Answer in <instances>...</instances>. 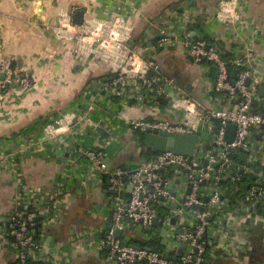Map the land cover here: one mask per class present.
Listing matches in <instances>:
<instances>
[{
    "label": "built area",
    "instance_id": "built-area-1",
    "mask_svg": "<svg viewBox=\"0 0 264 264\" xmlns=\"http://www.w3.org/2000/svg\"><path fill=\"white\" fill-rule=\"evenodd\" d=\"M245 10V0H224L208 14L203 22L210 26L217 22L219 26L216 27V33H222L216 47L208 45L203 37L193 38L188 31H184L183 25L194 21L187 15L179 17V21L176 20L168 27L160 28L153 47H149L146 42L131 44L132 29L121 13L112 18L86 19L82 25H76L71 17L62 16L58 24L52 27L58 42H72L80 58H90L89 60L92 59L93 62L103 64L109 69L112 79L105 81V90L113 98L128 103V98L133 97L140 109L168 107L180 116L178 124L162 120H133L121 123V117L115 110L106 115L113 132L124 126L128 134L137 136L152 129L191 135L207 134L212 136V139L199 145L193 160L173 153H162L139 168L131 176L130 183L135 187L129 204L123 199L125 190L116 188L120 180H112L110 190L119 194L114 197L113 225L107 229L109 235L96 240V234L88 230L72 239L64 240L62 244L58 243L46 252L51 264H67L65 259L76 251L73 250L75 243H78L81 250L92 248L95 251H107L109 260L114 264H206L207 245L211 246L209 260L223 251V254L233 259L236 264H264V260L252 262L248 256V247L240 244V240L248 235L253 225L261 227L264 241V96H261L264 90V56L256 50L259 29L248 25ZM122 24L125 25L122 31L126 28L129 30L126 38L114 34L115 28ZM230 26L233 31L229 30ZM227 32L229 35L226 36L229 37H224L223 34ZM196 34L199 35L198 32ZM229 38L233 39L230 48L217 46ZM82 41L88 44L86 52L80 48ZM170 46L179 47L186 59L195 66L202 67L209 80V98L214 101L228 100L230 104L226 108L202 110L200 104L184 93L175 78L164 74L160 65L151 61L150 54L157 48L166 49ZM109 48H114L117 53L105 59ZM230 53L233 54L232 57H229ZM225 58L229 59L230 74L224 62ZM209 63L217 67V75L214 78L211 77L212 68ZM237 70L240 71L239 74L235 73ZM35 86L32 75L15 63L14 59L8 57L3 61L0 67V95L10 91H31ZM81 116L82 120L86 119L89 123L79 135L89 132L98 123L93 120L90 110ZM72 121L64 118L55 123L62 129H70ZM215 122L219 123V126H216ZM229 125L236 126L234 139L230 143L225 140ZM74 127L76 124L72 126ZM63 133L66 140L62 144L63 147L58 149L71 152L70 165L77 168L86 167L88 174L95 169L106 171L105 166L100 167L106 155L104 150H90L84 144H76L67 133ZM207 146L210 148H206ZM242 153L247 154L244 162L239 158ZM206 159L209 160V165L204 168L202 164ZM12 161L13 159L8 160L6 166L9 162L13 163ZM78 161H81L80 165L77 164ZM178 166L182 167L183 171L178 169ZM162 169L168 172L173 170L175 179H182L184 174L187 175L188 186L191 188L186 202L167 214L159 211V208H173L177 202L182 201L183 194L180 187H173L179 198L174 199L171 196L167 185H171L173 181L169 180L163 185V175L158 173ZM121 173L122 171L116 170L114 174ZM228 176L229 180L236 184L233 187L236 190L231 191V197H237L236 200L228 196L232 187L225 188L221 185ZM204 180L215 181V185L203 187ZM64 185L67 187L53 189L55 194L48 199L50 202L40 196V191L25 188L16 196L15 201L19 205L27 206V210L23 207L21 211L15 210L9 215L0 216V224L6 228L5 237L13 243L16 250V261L12 264H29L43 249V240L35 236L37 220L43 221L42 233L55 220V213L63 212L73 196L80 192L68 182L63 183ZM248 185L250 189H247ZM206 196L209 197L208 203L204 202ZM225 196L227 198L223 200ZM50 203L51 210L44 209L45 206L50 207ZM195 206L202 209L194 211ZM154 207L157 209L154 210ZM158 214L164 228L169 230L168 240L172 243L187 244L183 254H178L176 248L167 250L161 246L160 238H152V232H149L148 228L153 226ZM239 215H245L246 220H242ZM174 217L179 223L180 220H185L188 226L172 225L171 219ZM116 230L123 231L122 238H114L113 233ZM153 230L158 231L156 227ZM135 239L140 242H135ZM153 248H158L159 252L152 251Z\"/></svg>",
    "mask_w": 264,
    "mask_h": 264
},
{
    "label": "crops",
    "instance_id": "crops-1",
    "mask_svg": "<svg viewBox=\"0 0 264 264\" xmlns=\"http://www.w3.org/2000/svg\"><path fill=\"white\" fill-rule=\"evenodd\" d=\"M221 1L224 0H0V67L10 57L32 75L36 84L31 91H10L0 95V216L9 215L15 210L21 211L23 207L27 210V206L15 201L25 188L40 191L45 201L55 194L53 189L67 187L63 186L66 182L80 191L63 212L55 213L53 223L42 232L39 239L43 240L44 246L34 256L32 263L48 262L46 252L58 243L62 244L64 239H72L83 231L91 230L96 234V240H100L108 229L111 197L105 199L101 187L96 184L88 193L85 184L78 189L77 180L81 178L78 168L69 162L64 164L56 155V150L62 148L66 140L63 132L76 144L83 145L82 137H86L88 132L83 135H79V132L89 123L86 119L82 120L81 115L85 111L90 110L93 120L97 122H109L106 115L115 110L121 117V123L144 119L173 124L180 122V116L168 107L140 109L133 97L128 98V103L122 100L124 105L121 99L113 98L105 90V81L112 79L109 69L90 58H80L72 42H58L52 27L58 24L62 16L71 17L75 23V17L80 12L83 13L84 21L95 17L112 18L121 13L132 29L131 44L146 42L149 46L150 42L156 43V33L160 28L168 27L179 21V17L187 15L194 21L183 25L184 31H188L193 38L211 33L212 40L219 42L222 34L220 31L216 33L219 24L214 22L210 26L203 21ZM245 1L247 23L259 29L256 50L264 56V0ZM229 30L233 31V27L230 26ZM149 35L155 39H150ZM223 35L225 37L229 32ZM232 41L229 38L217 46L227 49L231 47ZM150 58L160 65L164 74L175 78L184 93L200 104L202 110L226 108L230 104L228 100L214 101L209 98L208 76L202 67L186 59L179 47L170 46L161 51L157 48ZM262 71L264 73V64ZM188 85L190 91L186 88ZM64 118L72 119L70 124H76V127L62 129L57 126L55 121ZM119 131L123 135L127 155L120 157L121 154L117 152L114 157H110L109 167L112 168L121 167L122 163L125 167L135 164L131 162L135 156L132 136L124 126H120ZM99 143L94 137L86 146L92 147ZM11 159L13 163L9 162L6 166ZM123 195H126V191ZM51 206L50 203V207L45 206L44 209L51 210ZM239 216L246 220L245 215ZM5 233L6 228L0 224V264H12L16 261V250ZM59 237L61 241L57 242ZM240 241H248V256L252 262L264 260L260 226H251L248 235ZM73 250H76L74 255L65 259L67 264H114L109 260L107 251H95L92 248L81 250L78 243L74 244ZM217 254L212 259L214 264H236L225 254Z\"/></svg>",
    "mask_w": 264,
    "mask_h": 264
},
{
    "label": "water",
    "instance_id": "water-1",
    "mask_svg": "<svg viewBox=\"0 0 264 264\" xmlns=\"http://www.w3.org/2000/svg\"><path fill=\"white\" fill-rule=\"evenodd\" d=\"M84 22L83 19V13H78L75 17V24L76 25H82ZM149 38L154 40L155 37L153 35H149ZM153 42L149 43V47H153ZM160 51L162 49H159ZM218 52V51H217ZM224 62L226 63V68L228 71V74H230L229 70V59L225 58ZM155 63V62H154ZM235 73L239 74L240 71L237 70ZM248 83V82H247ZM187 90L190 91V85H188ZM261 96H264V90L261 92ZM132 99V98H131ZM58 126V125H57ZM56 126V127H57ZM236 132V126L235 125H229L227 128L226 138L225 140L230 143L233 141L234 136ZM141 135V134H140ZM137 134H130L132 136V145L134 146L135 156L131 159V162H135L134 165H129L123 169L122 173L120 175H115L116 169L120 170L119 168H112L109 167L110 163V157H114V155L119 152L120 157L126 156L127 152L124 150V147L126 146L123 135L119 131H112V127L110 126V123L106 120L99 121L92 130L88 132V135L82 139V142L84 145H87L92 138H97V140L100 142L96 146H88L90 150L100 152L104 150L105 152V158L101 161L100 167L105 166L106 171L102 172L98 169H95L91 171L92 173L88 174L86 167H79L78 172L81 176L80 179L77 180L78 189H80L84 184L87 188V193L91 191V188L93 184H96L100 186L102 196H104L105 199L108 197H111V212L110 217L107 222L108 228L113 225V215H114V197L119 194L117 191H111L110 188L112 186L111 181L112 180H120V183L117 185V189H124L126 191V195L123 199H125L128 204L130 203V199L132 197V192L134 190L135 185H132L130 183L131 176H133L137 170L141 167H143L146 163L150 162L152 159H156L158 154L162 153H173L175 155L184 156L189 158L190 160H193L197 151L199 150V145L203 144L205 141L204 135H191V134H183V133H175V132H167V131H160V130H152L148 129L143 135V138H140L141 136ZM131 140V139H130ZM52 145L54 146V142H52ZM258 149V148H257ZM56 155L59 157V159L64 163L67 164L70 161L71 152L63 149H57ZM216 156V154L214 155ZM136 158L137 160H135ZM240 161H246L247 154L242 153L240 156ZM77 164H81V161H78ZM124 163H122L121 167H123ZM209 165V160H204L202 166L206 168ZM178 169L183 171V168L178 166ZM157 173V172H155ZM158 173L163 175V185L166 184L167 181H173L171 185H167V190L171 193V196L174 199H178L179 195L177 192H174L173 187H180V192L183 194V199L181 202H177L173 208L169 207H163L164 214L170 213L173 209L176 210L180 207L181 204H184L186 202V196H188L191 193V188L188 186L189 183V177L184 174L182 179H175L174 171H166V169L160 170ZM189 171L186 172L188 174ZM197 178H200V174L197 175ZM230 179V176L227 177L223 182L228 183ZM246 179H244V182ZM222 183V182H221ZM215 185V181H206L204 180L202 182L203 187H211ZM247 189H250V185H248ZM233 191L236 190V188L232 189ZM207 191L204 192L206 194ZM227 196L223 198L225 200ZM205 203L209 202V197L206 196L204 199ZM27 209V207H25ZM157 207H154V210H156ZM202 207L195 206L193 207V210H201ZM62 217V214L60 215ZM160 215L158 214L157 217L154 220V224L152 227L148 228L149 232H152V238H160L161 239V246L166 248L167 250L171 251L172 248H176L178 254H183L187 249V244L182 243H176V242H170L168 240L169 230L164 228L163 221L160 220ZM123 220H121V223ZM250 225V221L247 222ZM171 224L187 227L188 222L185 220H180V223L178 222L177 218L171 219ZM156 227L158 231H154L153 228ZM123 231L116 230L113 233V236L115 239H120L123 236ZM109 235V231H106L105 236ZM104 236V237H105ZM103 237V238H104ZM219 239V238H218ZM65 240V239H64ZM49 242H52L51 239L48 240ZM57 242L61 241V237H59ZM127 243V241L125 240ZM248 241H240L242 245L247 246ZM264 243V241H263ZM154 252H159L158 248L151 249ZM256 251V249L254 250ZM44 255V251H42V256ZM223 255V251L219 252L217 256ZM44 264H51L50 261L45 262ZM206 264H214L213 260H208Z\"/></svg>",
    "mask_w": 264,
    "mask_h": 264
},
{
    "label": "trees",
    "instance_id": "trees-1",
    "mask_svg": "<svg viewBox=\"0 0 264 264\" xmlns=\"http://www.w3.org/2000/svg\"><path fill=\"white\" fill-rule=\"evenodd\" d=\"M203 39L204 40H206L207 42H208V45H211V46H214V47H216V41H213L212 40V37L209 35V34H206V35H204L203 36ZM233 55V54H232ZM232 55H231V53H230V55H229V57H232ZM209 65H210V67L212 68V75H211V77L212 78H214V77H216V75H217V67L215 66V64H213V63H209ZM116 100H118V98H115ZM145 121L147 120V119H144ZM215 124H216V126H219V123H216L215 122ZM141 137L140 138H143V135L141 134L140 135ZM206 136V138L208 137L207 135H205ZM208 143V142H207ZM206 148H210V147H206ZM132 156H134V155H131V157ZM119 168V167H118ZM120 169L123 171V169H125V166H123V167H120ZM221 185L223 186V187H225V188H227V187H235V183H232L230 180L228 181V183H225V182H222L221 183ZM232 190L230 189L228 192H229V198H231V199H234V200H236V198L237 197H231V196H233V195H231L232 194V192H231ZM159 211H162L163 212V208H159ZM41 228H42V221H41V219H39V220H37V222H36V227H35V230L37 231V233L35 232V236H36V238L37 239H39L40 238V236H41ZM136 240H137V242H140V240H138V239H135V242H136ZM210 254H211V246L210 245H207L206 246V254H205V256H206V259L207 260H209V258H210ZM29 264H34V263H32V260H30V263Z\"/></svg>",
    "mask_w": 264,
    "mask_h": 264
},
{
    "label": "bare ground",
    "instance_id": "bare-ground-1",
    "mask_svg": "<svg viewBox=\"0 0 264 264\" xmlns=\"http://www.w3.org/2000/svg\"><path fill=\"white\" fill-rule=\"evenodd\" d=\"M94 24V23H93ZM125 27V25H119L117 28H115V30H114V34L115 35H118V36H120V37H123V38H126L127 37V35H128V28H126L125 30H121L122 28H124ZM88 44L86 45V43L85 42H81L80 43V48H81V50H83L84 52H86L88 49ZM115 53H117V51L114 49V48H109V50H108V52L106 53V56H105V59H108V58H110L112 55H114ZM119 54V53H118ZM121 54V53H120Z\"/></svg>",
    "mask_w": 264,
    "mask_h": 264
},
{
    "label": "rangeland",
    "instance_id": "rangeland-1",
    "mask_svg": "<svg viewBox=\"0 0 264 264\" xmlns=\"http://www.w3.org/2000/svg\"><path fill=\"white\" fill-rule=\"evenodd\" d=\"M212 139V136H209L207 137V139L204 141V143H207L208 141H210Z\"/></svg>",
    "mask_w": 264,
    "mask_h": 264
}]
</instances>
